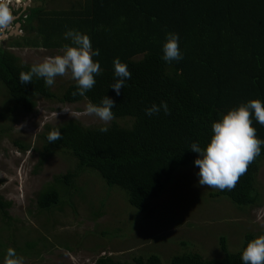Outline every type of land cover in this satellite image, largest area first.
<instances>
[{"label": "trees", "instance_id": "16d2710c", "mask_svg": "<svg viewBox=\"0 0 264 264\" xmlns=\"http://www.w3.org/2000/svg\"><path fill=\"white\" fill-rule=\"evenodd\" d=\"M69 28L86 33L92 47L99 49L93 59L99 60L102 72L95 76L96 83L85 96L93 103H99L104 95L111 97L114 118L126 119V124L112 122L103 133L100 127H86L76 120L45 126L39 135L41 156L47 158L62 150L77 163L74 170L55 176L53 183L37 194L41 211L61 204L59 185L69 192L79 174L90 170L109 188L125 191L129 203L150 219L153 201L162 195L178 169L196 158L197 154L188 150L189 144L195 141L204 147L211 135V123L227 110L249 100L264 102V0H84L68 10H32L24 24L27 36L14 37L8 46L7 42L0 46V81L13 102L8 115H28L36 109L39 98L56 99L43 78L34 75L28 84L19 83V73L27 72L31 65L22 64L12 49L58 51L70 43L63 35ZM166 32L179 36V61L165 63L160 58ZM29 39L32 43L26 42ZM117 57L131 73L119 96L109 88L114 82L113 59ZM74 91L75 83L65 89L59 101H87L73 96ZM161 100L167 103L168 114L161 111L146 116L144 109ZM250 118L256 136L264 139V126L251 114ZM54 128L60 129L61 139L49 142L47 135ZM263 161L264 145L235 186L219 189L212 198L226 197L238 208L256 205V182ZM11 204L0 196L4 219L9 218ZM254 237L246 234L238 252H230L227 238L221 237V257L206 259L192 252L174 255L167 264H242L240 253ZM33 246L32 241L26 242L25 250H34ZM96 264L165 263L152 254L130 262L104 255Z\"/></svg>", "mask_w": 264, "mask_h": 264}, {"label": "rangeland", "instance_id": "374dc122", "mask_svg": "<svg viewBox=\"0 0 264 264\" xmlns=\"http://www.w3.org/2000/svg\"><path fill=\"white\" fill-rule=\"evenodd\" d=\"M83 1L50 0L45 10H68ZM11 2L15 11L21 8V3ZM12 26L13 22L8 28ZM4 36L0 40L7 42L6 46L15 39V35ZM21 36H27L26 31ZM26 42L32 43L31 39ZM12 50L22 64L29 65L60 54L30 47ZM73 83L70 72L57 76L51 86L56 99L39 98L31 114L8 115L6 111L13 102L0 81V113L4 114L0 116V196L12 203L9 218L0 214V264H4L8 248L22 256L24 264H96L104 255L130 262L152 254L167 264L174 255L192 252L206 259L221 257V237L227 238L230 252H238L246 234H264V161L256 182L259 200L250 207L238 208L222 196L212 198L219 189L199 185L195 176L198 167L191 163L179 168L162 195L153 201L155 209L150 219L129 203L125 191L116 186L109 188L99 174L90 170L79 174L69 192L58 186L61 204L48 212L39 210L37 194L52 184L55 176L74 170L77 163L62 150L47 158L41 156L43 142L39 135L45 126L57 127L69 120L86 127L104 124L94 115L72 118L63 111H82L87 103L59 101ZM125 120L113 118L107 126L112 122L126 124ZM21 124L25 126L19 127ZM29 241L34 243V250H25Z\"/></svg>", "mask_w": 264, "mask_h": 264}, {"label": "clouds", "instance_id": "9594fccd", "mask_svg": "<svg viewBox=\"0 0 264 264\" xmlns=\"http://www.w3.org/2000/svg\"><path fill=\"white\" fill-rule=\"evenodd\" d=\"M16 1L19 3L18 0ZM12 19L9 8L5 3L0 2V29L5 30L9 27ZM9 29L13 30L12 27ZM17 32L21 33V30ZM63 35L66 40H70V43L61 46L58 50L60 54L45 56L39 63L32 64L27 72L21 71L18 81L23 86L28 84L35 75L37 78H43L45 85L52 86L57 76L70 72L71 78L75 81V91L72 95L84 97L88 102L82 111L71 113L67 110L63 111L72 118L94 115L104 122L99 131L106 132L107 122L114 118L112 111L115 107L114 100L104 95L99 103H93L85 96V93L91 90L96 83L95 76L102 72L99 60L93 59L99 55V49L92 47L86 33L69 28ZM178 41L177 33H165L160 57L165 63L182 59ZM0 44L2 45L1 40ZM113 77L114 82L109 85V88L119 96L120 90L126 86L131 73L127 65L118 57L113 59ZM161 111L165 115L169 112L168 105L163 100L158 105L152 103L144 109L146 116H153ZM250 114L260 125L264 126V102L260 99L249 100L227 110L219 119L211 123V135L204 147L195 141L189 144L188 150L197 154L193 165L198 167L195 176L199 185L231 190L238 178L246 172L248 165L260 154L264 139L256 136V129L251 126ZM54 115L57 116V113ZM24 126L21 124L19 127ZM61 136L60 129L54 128L48 133L47 140L57 141L61 139ZM240 259L242 264H264V234L247 242L240 253ZM4 264H24V258L19 256L14 249L8 248Z\"/></svg>", "mask_w": 264, "mask_h": 264}, {"label": "flooded vegetation", "instance_id": "af4514ba", "mask_svg": "<svg viewBox=\"0 0 264 264\" xmlns=\"http://www.w3.org/2000/svg\"><path fill=\"white\" fill-rule=\"evenodd\" d=\"M50 0H18L19 3H21V8L18 11H15L13 8V5H11V0H0V2L5 3L6 6L9 8V10L11 11V15L13 17L11 23L13 22V30H16V23L20 22L21 23V27L18 28V30H21V33H19L18 35H16V33H13V30H10L8 27L4 30L0 29V36H4L7 35L6 38H10L13 37V35H15V37H19L24 33V24H25V19L30 16L32 14V10L34 9H38V8H43L45 9V5L48 4ZM17 1L14 0V4H16ZM33 6L34 9H33ZM30 13V14H29ZM4 40H1V43L3 44ZM5 43V42H4Z\"/></svg>", "mask_w": 264, "mask_h": 264}, {"label": "water", "instance_id": "95a60500", "mask_svg": "<svg viewBox=\"0 0 264 264\" xmlns=\"http://www.w3.org/2000/svg\"><path fill=\"white\" fill-rule=\"evenodd\" d=\"M34 7H35V6H33V9H34ZM29 14H30V13H29ZM19 27H21V23H20V22H17V23H16V30H17V31H18V28H19ZM17 31H15V32H13V33H16V35H18L19 32H17ZM4 37H6V36H4ZM0 45H1V44H0Z\"/></svg>", "mask_w": 264, "mask_h": 264}, {"label": "bare ground", "instance_id": "6f19581e", "mask_svg": "<svg viewBox=\"0 0 264 264\" xmlns=\"http://www.w3.org/2000/svg\"><path fill=\"white\" fill-rule=\"evenodd\" d=\"M15 31H17V30H13V32H15Z\"/></svg>", "mask_w": 264, "mask_h": 264}]
</instances>
